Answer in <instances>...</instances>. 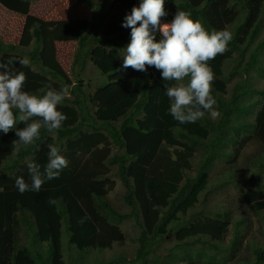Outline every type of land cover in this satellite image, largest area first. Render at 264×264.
Here are the masks:
<instances>
[{"label": "trees", "instance_id": "trees-1", "mask_svg": "<svg viewBox=\"0 0 264 264\" xmlns=\"http://www.w3.org/2000/svg\"><path fill=\"white\" fill-rule=\"evenodd\" d=\"M77 1L90 8L91 17L90 27L75 51L73 66H80V71L70 87L72 97L64 98L57 106L67 119L52 132L42 127L39 139L18 149L12 144L14 131L0 135V264H68L64 240L68 248L82 253L106 251L124 240L119 223L129 216L142 227L133 259L117 255L93 263L81 255V264H137L157 252L170 233L180 245H208L224 257L227 249H219L218 244L226 240L229 231L226 215L184 221L180 217L199 202L210 183L215 159L229 147L234 149L235 158L249 145H254L250 165L256 170L242 179L241 202L253 212L264 210V187L259 184L264 167V87L252 83L254 71L264 78L260 59L264 39L255 43L264 17V0H234L235 8L239 4L236 11L245 14L244 20L225 52L208 61L216 104L203 118L183 125L168 113L169 100L164 94L163 84L174 82L162 81L154 67L146 73L121 68L122 49L129 42L130 32L122 27V21L138 0ZM212 3L207 0L201 7L180 0L175 7L212 30L216 28L209 13ZM171 19L169 13L162 23ZM34 33V47L29 53L32 64L52 80L70 86L58 72L43 66L42 33L38 27ZM9 50L19 48L0 40V60ZM231 60L233 72L228 76L226 65ZM89 61L101 76L92 93L87 92L85 81L91 75L89 72L87 76ZM237 74L241 79L230 89L229 83ZM187 79L182 83L186 84ZM48 87L46 83L31 94L42 96ZM13 112L16 127L22 128L18 111ZM49 144L61 149L68 166L58 178L46 181L39 192L20 194L14 186L15 177L23 176L30 183L27 163L43 166ZM113 145L122 152L113 153ZM113 166H117L116 173L126 188L123 199L129 213H121L107 200L115 185L109 177ZM37 244L45 246V251ZM255 254L253 264H264V248H257Z\"/></svg>", "mask_w": 264, "mask_h": 264}, {"label": "rangeland", "instance_id": "rangeland-1", "mask_svg": "<svg viewBox=\"0 0 264 264\" xmlns=\"http://www.w3.org/2000/svg\"><path fill=\"white\" fill-rule=\"evenodd\" d=\"M178 1L180 0H170L168 3L166 10L171 15L177 11L175 3ZM188 1L201 7L207 2V0ZM209 8L215 29L227 30L231 35L234 34L245 17L244 13L236 11L239 9V4L235 8L234 0H213ZM90 17V8L76 0H0V38L24 46L22 48L25 50L24 54L28 55L26 51L31 49L28 44L33 40V25L35 22L40 23L44 38V47L41 53L43 66L58 72L72 87L76 83V76L80 71V66H73L75 51L79 39L90 27ZM262 39H264V23L255 43ZM9 59L24 58L20 57L18 53L7 54L2 58L4 61ZM260 59L264 64V51L261 53ZM244 65L245 62L241 63L240 69ZM232 66L231 60L228 62V66L226 65L228 76L233 72L231 71ZM15 67L25 73L26 79L23 87L30 94L46 83L56 89L64 86L62 82L52 80L50 75L32 62L23 68L17 62ZM88 68L87 76L90 75L89 72L91 75L85 79L86 90L92 93L91 91L101 82L99 81L101 76L96 70L93 71L90 61ZM240 79V74L235 75L229 83L230 89ZM90 81H92L91 84ZM252 83L257 87H264V78H259L258 74L254 72ZM213 116H217V114L215 113ZM253 149L254 145H249L233 158L234 149L226 148L225 154L219 159H215V164L211 168L210 183L201 193L199 202L189 210L187 215L180 217L184 221L188 218L191 220L204 217L216 218L219 213L226 215V219L230 223L229 231L226 240L218 244L219 249L220 246L227 249L224 257L211 250L208 245L197 243L180 245L175 234L170 233L161 242L157 252H152L145 260L137 264H253L256 259L255 250L264 248V210L253 212L241 202L242 187L240 185L245 175L248 176L256 170L255 166L250 165ZM112 151L113 153L122 152L116 145L112 146ZM226 154L231 156H226ZM24 161L27 159L25 158ZM116 169L117 166H113L111 169L110 177L115 179V187L107 195V200L121 213H129V207L123 199L126 188L116 173ZM261 174L259 184L264 187V167ZM247 187L245 186V189ZM27 217L32 219L28 214ZM139 224L133 216L123 219L120 222V227L124 233V240L115 242L112 248L106 251L93 249L82 253L77 249L68 248L70 246L64 240V259L68 264H81L80 261L83 259L81 255L93 263L97 259L117 255L130 259L136 255L140 245L138 237L142 227ZM21 226L25 232V227L27 228L25 222ZM23 236L27 239V232L23 233ZM189 241H193V239ZM178 244L180 246H176ZM37 245L42 251H45V246ZM154 247L156 246L154 245Z\"/></svg>", "mask_w": 264, "mask_h": 264}, {"label": "clouds", "instance_id": "clouds-1", "mask_svg": "<svg viewBox=\"0 0 264 264\" xmlns=\"http://www.w3.org/2000/svg\"><path fill=\"white\" fill-rule=\"evenodd\" d=\"M165 3L166 0H138V5H133L130 13L125 15L122 27L130 29V32L129 42L122 49L124 55L121 68L127 70L131 67L146 73L150 67H154L160 72L162 81L174 82L163 84L164 94L169 100L168 113L181 125L195 123L216 104L211 94L213 73L208 61L225 52L233 35L227 30L206 29L199 20H193L191 14L185 11H176L170 21L162 23V18L169 15ZM263 23L264 17L259 34ZM36 27L41 30L44 47L41 24L35 22L33 40L28 44L31 49L26 51L28 55L24 54V46L0 38L4 44H14L19 48L5 52L2 58L16 53L24 58L0 60V135L14 131L16 139L12 144L17 149L21 145H32L39 139L42 127L52 132L59 129L67 119L64 113L57 110V106L70 95V86L65 85L60 89L49 86L42 96L30 94L23 87L25 73L15 67L17 62L21 68L32 62L29 53L34 47ZM185 78H188L186 84L182 83ZM14 109L18 111V119L24 125L22 128L16 127ZM67 166L68 160L61 149L49 144L47 162L43 166L33 161L27 163L30 183L23 176H16L14 186L20 194L26 191L39 192L46 181L58 178ZM110 178L115 182V179ZM49 203L54 201L49 200Z\"/></svg>", "mask_w": 264, "mask_h": 264}]
</instances>
